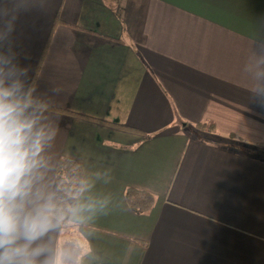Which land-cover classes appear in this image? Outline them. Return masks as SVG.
Listing matches in <instances>:
<instances>
[{"label":"crops","instance_id":"0c3cea01","mask_svg":"<svg viewBox=\"0 0 264 264\" xmlns=\"http://www.w3.org/2000/svg\"><path fill=\"white\" fill-rule=\"evenodd\" d=\"M0 85L44 133L26 209L82 167L45 256L264 264V0H0Z\"/></svg>","mask_w":264,"mask_h":264},{"label":"clouds","instance_id":"9594fccd","mask_svg":"<svg viewBox=\"0 0 264 264\" xmlns=\"http://www.w3.org/2000/svg\"><path fill=\"white\" fill-rule=\"evenodd\" d=\"M19 86L0 85V264H65L45 256L42 238L58 226L50 205L26 209L44 133L15 99Z\"/></svg>","mask_w":264,"mask_h":264},{"label":"trees","instance_id":"16d2710c","mask_svg":"<svg viewBox=\"0 0 264 264\" xmlns=\"http://www.w3.org/2000/svg\"><path fill=\"white\" fill-rule=\"evenodd\" d=\"M39 67L40 64L37 71ZM27 101L35 103L29 98H27ZM83 116L95 121L112 124L106 120ZM121 127L126 126L122 125ZM55 179L59 193L52 203V215L59 217L60 223L67 224L71 220L72 199L77 197L83 189V171L80 163L71 157H61L57 163ZM125 197L129 207L137 213H148L154 206L156 200L155 194L151 191L136 187H127Z\"/></svg>","mask_w":264,"mask_h":264},{"label":"rangeland","instance_id":"374dc122","mask_svg":"<svg viewBox=\"0 0 264 264\" xmlns=\"http://www.w3.org/2000/svg\"><path fill=\"white\" fill-rule=\"evenodd\" d=\"M79 252V250H77Z\"/></svg>","mask_w":264,"mask_h":264}]
</instances>
